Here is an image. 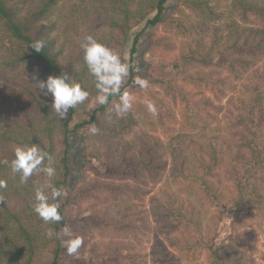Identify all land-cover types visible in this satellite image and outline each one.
Masks as SVG:
<instances>
[{"label": "trees", "instance_id": "1", "mask_svg": "<svg viewBox=\"0 0 264 264\" xmlns=\"http://www.w3.org/2000/svg\"><path fill=\"white\" fill-rule=\"evenodd\" d=\"M60 1L41 0V6L31 15L21 16L16 8L10 6L8 0H0V47L5 41L9 42L7 52L0 50V55L7 53L4 58L8 57L0 65L3 69L18 66L22 72L20 75L15 72L16 79H5L7 82L0 86V180L7 181V187L0 189V230L3 232L0 264H38L43 259L45 247L48 249V255L44 264H63L65 247L62 241L66 237L62 233L69 220L66 207L72 197L71 192L77 186L76 182H73L71 152L74 148L71 137L80 133L86 134L98 120L102 127L100 117L111 116L115 119L118 116L113 110V106L119 102L118 96H110L109 103L94 109L91 118L87 120L72 124V115L76 108L70 109L67 118L60 120L52 110L51 95H45L35 85L34 77L46 80L49 75H60L65 71L74 74L73 79L80 82L90 93L85 103L92 102L98 95L95 78L90 74L84 58L80 65L68 67L62 65L59 60L63 50L58 53L53 51L56 40L52 34L57 29V23H45L51 18L54 9L59 7ZM173 1L175 0H150L148 4L151 11L141 14V19L130 15L131 12L136 14V11L128 9V0H109L102 5V12L109 16V19L106 20L105 26L100 23L102 25H99L95 39L98 38L99 31L110 29L108 32L114 34L118 41L122 43L123 40V51L131 46L130 78L122 91L132 84L136 75L135 56L143 36L142 32L137 34L130 45L131 30L142 23H146L148 27L161 25L165 21L169 4ZM82 8H85L84 1ZM234 8L240 10L243 24L235 19L225 29L209 26L206 18L215 21L220 19V15L214 12L207 0H186L178 10L182 14H185L187 9L191 11L192 14L186 16V22L180 23L179 27L184 31H199L200 45L191 53L175 59L171 66L177 70V74L180 71H193L194 68H198L199 72H210L212 78L208 77V72L206 77L210 83L208 89L212 97L198 103L193 115L200 117L209 113L206 125L217 134L218 140H211L207 135L204 141L191 138V153H187L185 148L164 152L160 136H154L148 143L156 153L158 163H161L158 173L160 177L163 179L164 171L169 169L168 178L173 180L180 193L194 190L196 195L206 199L207 207L215 210V216L206 224L199 216L198 206L189 208L178 204L175 194L157 201L154 205L158 204V207L149 210L147 220L150 227H154L152 224L160 227L163 238L158 237L157 233L156 244H152L151 254L148 255L151 264H183L184 255L198 252L205 255V264H228L230 247L226 240L222 241L219 247L216 246V238L213 236L216 234V225L225 220V212L229 208L237 214L231 222L232 229L236 231L242 221V214L248 213L249 216L253 207L264 204V71L259 72L258 76L255 75L256 83L242 84L238 97L247 95L242 104L234 97L231 98L232 96L224 107L220 103L224 100L226 91L235 92L236 81L242 73L241 68L244 73L250 71L253 60L264 57V4L261 5L255 0H234ZM63 13V20H73L71 17L80 14V10L71 13L65 10ZM117 13L123 14L125 25L129 23L131 29H121L122 25L114 19ZM251 17L254 24L258 22L260 26L248 27ZM102 20L104 22L105 17ZM108 24L111 26H107ZM208 34L213 37L206 42ZM37 38L45 41L40 53L30 46ZM101 40L98 41L113 49L109 43ZM120 57L124 62V57ZM217 57L219 63L216 61ZM227 72L231 77L221 80L219 76ZM192 101L199 102L194 98ZM216 102H219V105ZM167 111L162 108L157 116L158 124L162 127L164 125L160 121L165 122L164 115ZM216 112H223L225 119L224 116L215 114ZM167 119L169 121L168 117ZM138 126L139 120L131 108L121 116L114 133L117 138H122L131 134ZM112 128L113 126L107 133L110 134ZM32 144H37L48 153L49 159H46L44 164L53 167L56 172L52 177L43 172L34 173L27 183H21L19 174L11 171L10 162L18 145ZM118 145L120 144L105 146L102 140L98 148L92 149L90 144L85 142L82 152L88 159L110 163L109 154L104 148L109 150L111 155ZM225 156L227 162H224ZM125 157L128 158L127 152ZM4 161L9 163L5 164ZM192 162L194 163L191 164ZM83 172L82 169L79 174ZM41 184L48 186L50 202L52 190L60 189L63 193L57 198L62 216L59 222L46 223L33 211L35 188ZM120 186L125 199L129 191H133L132 185ZM121 198L109 207L107 233L101 230L104 239L109 238L112 227H118L111 220L113 213L123 215V212H117L115 207ZM126 204L129 206V202ZM119 233L122 234L121 230ZM106 245L104 250L109 253L113 246L111 243ZM117 247L122 246L117 244L114 249ZM121 257H124V254H121ZM126 257L128 263L137 264L132 254Z\"/></svg>", "mask_w": 264, "mask_h": 264}, {"label": "rangeland", "instance_id": "2", "mask_svg": "<svg viewBox=\"0 0 264 264\" xmlns=\"http://www.w3.org/2000/svg\"><path fill=\"white\" fill-rule=\"evenodd\" d=\"M8 1L10 6L16 8L21 16L31 15L41 6V0ZM83 1L85 8H82ZM128 1V9L136 11V14L131 12V16L135 15L139 18L141 14L151 11L148 4L150 0ZM185 1L175 0L171 2L165 21L161 25L148 27L146 23H142L131 30L130 45L137 34L143 33L138 53L135 56L134 68L136 75L132 84L125 88L133 97L132 108L139 120L138 128L127 136L117 138L114 128L119 125L121 116H117L115 119L107 116L100 117L102 127L98 120L95 125L98 129L96 134H91L88 130L86 134L80 133L71 137L74 148L71 152V165L74 170L73 182H76L77 186L71 192L72 197L66 207V214L69 217L66 228L73 237H83V244L72 255H69L65 248L63 264H130L126 259L128 254L135 257V263L137 264H151L148 255L151 254L152 244H156L155 237L158 236L157 233H159L158 237H161V239L163 235H161L159 226L152 224L151 226L154 227H150L148 225V212L153 207H158V204L154 205L157 201L170 198L172 194H175L178 204L189 208L198 206L199 216L206 224L210 223L215 216V210L207 207L206 199L196 195L194 190H190L189 193H180V189L173 183V180L168 178L169 169L166 172L164 171L163 179L160 177L158 173L161 163H158L157 155L148 143L154 136H160L163 140L164 152L169 153L173 149L185 148L187 153H191L192 150L189 146L191 138L204 141L207 135L211 140H218L217 134H214L212 129L208 127L209 125H206L209 113L200 117L193 115L196 113L195 108L198 103L212 97V93L208 89L210 83L206 77V72L209 74L210 72L208 70L199 72L198 68H194L190 72L184 71L182 73L180 71L181 75H179L177 70H174L171 66L175 59L191 53L200 45L199 31L193 29L184 31L179 27L180 23L186 22L187 14H192L189 9L185 14L178 11L185 4ZM207 1L214 12L220 15V19L215 21L212 18H209L210 20L206 18L209 26L225 29L235 19L243 24L240 10L234 8V0ZM255 1L261 5L264 4V0ZM108 2L109 0H61L59 7L54 9L51 18L45 24L57 23V29L52 34V37L56 40L53 51L58 53V51L63 50V54L60 55L59 59L62 65L72 67L83 62L84 52L81 44L88 35L95 38L101 22L103 26L107 24L106 20L109 19V16H105L102 12V5ZM65 10L68 13L80 10V14L73 15L71 17L73 20H68V18L63 20L62 16ZM122 15V13H117L114 19L122 25L121 29L127 30L130 25L129 23L125 25ZM104 17L103 22L101 19ZM195 18L197 19V17ZM198 18L201 19L202 17ZM107 26L111 25L108 24ZM247 26L258 27L260 25L258 22L254 24L251 17V21ZM109 30L99 31L97 40L102 39V42L109 43L115 52L124 57L123 61L129 64L131 46L123 51V40L122 43L118 41L114 34L108 32ZM208 36L206 42H209L210 38L213 37L211 34H208ZM3 44L0 50L5 53L9 48V42L5 41ZM6 54L1 53L0 63L8 59V57L4 58ZM216 61L219 63L218 57ZM184 65L185 62L183 61ZM263 71L264 57L257 61L253 60L250 71L244 73L241 68L242 73L239 74V79L236 81L235 92L226 91L224 100L219 101L221 105L224 107L230 96L242 104L247 98L245 94L238 97L242 84L248 85L255 82V75L258 76L259 72L263 73ZM15 72L18 75L22 73L18 66L3 69L0 65V86H3L7 82L6 80L16 79L17 77H14ZM229 74L227 72L219 78L221 80L229 79L231 77ZM236 74L238 75V73ZM70 75L73 77L74 74ZM137 77L146 79L148 87H138L134 83ZM208 77L212 78L211 74ZM129 78L130 71L122 88L125 87ZM166 86L168 88H165ZM193 98L199 102H193ZM188 99L191 101H188ZM147 100L155 103L158 110L156 115L148 112ZM219 102L216 103L219 105ZM99 106L101 105L97 103L96 98L92 102H84L82 105L77 106L75 113L72 115V124L91 118L94 109ZM162 108L168 110L164 115L165 122L160 121L164 127L159 125L157 121V116ZM215 114L221 117L224 116L223 112H216ZM223 119H225V116ZM112 126L111 133H107ZM102 140L105 146L120 144L111 155L109 150L104 148V151L109 154L110 163L88 159L82 152L85 142L89 143L91 148L94 149L98 148ZM126 152L128 158L125 157ZM227 161L228 159L225 156L224 162ZM225 167L227 168V166ZM82 169L84 172L80 175L79 171ZM122 184L132 185L133 188V191H129L125 199L120 191V185ZM70 191L71 189L68 190V192ZM119 198H121V201L115 207L117 208L116 211L123 212V215L119 216L113 213L111 220L118 227H112L111 233L108 234L109 238L104 239L101 236V230L103 229L107 233L106 224L109 222V207ZM128 202L129 206L126 204ZM106 209L108 210L100 212ZM247 215L248 213L242 214V221L239 223L237 230L234 231L231 222L237 214L228 208L225 212V220L216 225V234H213L216 238V246L219 247L222 241L226 240L230 247V261L228 264H264V204L256 205L250 210L249 216ZM117 230H121L122 234ZM1 236H3V232L0 230V242ZM109 243L112 244L113 249L106 253L104 249L107 246L106 244ZM117 244H121L122 247L114 249ZM121 254H124V257H121ZM47 255L48 249L45 247L43 259L38 264H44ZM182 263L205 264V255L199 252L189 256L184 255Z\"/></svg>", "mask_w": 264, "mask_h": 264}, {"label": "clouds", "instance_id": "3", "mask_svg": "<svg viewBox=\"0 0 264 264\" xmlns=\"http://www.w3.org/2000/svg\"><path fill=\"white\" fill-rule=\"evenodd\" d=\"M37 53H40L45 41L37 38L32 43ZM84 52V62L90 74L95 78V88L97 90V103L106 105L109 97L118 96L119 102L113 106V110L118 116L129 112L133 106V97L127 90L122 91L125 78L129 75L130 65L122 62L120 55L107 45L100 43L92 35L84 38L81 44ZM37 88L42 90L45 95L52 97V110L60 120L66 119L70 109L82 105L90 93L85 90L80 82L73 79L68 72L62 71L60 75H49L46 80L33 78ZM134 83L140 88H147L148 81L144 78H135ZM149 113H158L155 103L151 100L146 101ZM91 134H96L98 129L93 125L89 129ZM49 159L48 153L42 150L37 144L18 145L14 149V158L10 162L11 171L19 174L21 183H27L34 173H45L48 177L55 175L56 170L51 166H45L44 162ZM3 163L8 164V161ZM7 187V181L0 180V189ZM48 186L41 184L35 188L33 211L46 223H56L62 219L60 214V203L57 198L62 196L60 189L51 192V201L47 191ZM51 235V233H49ZM62 235L67 237L62 241L69 255L75 254L83 244V237H73L67 228L63 229Z\"/></svg>", "mask_w": 264, "mask_h": 264}]
</instances>
